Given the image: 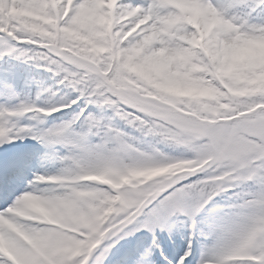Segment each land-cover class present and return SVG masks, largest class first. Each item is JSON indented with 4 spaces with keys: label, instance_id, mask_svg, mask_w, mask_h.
<instances>
[{
    "label": "snow or ice",
    "instance_id": "obj_1",
    "mask_svg": "<svg viewBox=\"0 0 264 264\" xmlns=\"http://www.w3.org/2000/svg\"><path fill=\"white\" fill-rule=\"evenodd\" d=\"M0 2V57L36 62L76 93L44 107L27 100L0 105V149L28 138L67 148L58 173L35 174L0 207V238L14 249L0 250V264H104L136 232L152 233L157 246L156 232L177 215L187 217L195 234L197 214L236 188L242 203L219 226V241L200 264H264V59L249 54L264 42V0ZM21 7L36 14L13 11ZM208 11L217 22L205 28L200 16ZM0 93L14 95L15 87L0 77ZM73 105H82L77 116L58 126L21 122ZM93 105L114 116L98 117L89 111ZM116 118L143 137L183 145L192 156L141 151L140 137L115 126ZM30 164L27 153L0 155V199L11 197ZM152 169L170 170L145 182L142 172ZM193 175L194 182L184 183ZM33 197L60 221L24 214ZM152 255L146 248L134 264H151ZM189 255L191 241L179 264Z\"/></svg>",
    "mask_w": 264,
    "mask_h": 264
},
{
    "label": "rangeland",
    "instance_id": "obj_2",
    "mask_svg": "<svg viewBox=\"0 0 264 264\" xmlns=\"http://www.w3.org/2000/svg\"><path fill=\"white\" fill-rule=\"evenodd\" d=\"M138 2V0H137ZM229 0H213V3L217 4H226ZM4 49V48H3ZM249 54L255 56L257 59H263L264 58V42L256 43L254 45L250 46ZM4 62L1 61L0 63V77L7 79L10 83H12L15 87V94L14 95H5L0 93V105L7 104L9 106H13L20 102V100H27L29 102H34V99L32 97H28L26 99H20L17 91V84L22 77L19 74L18 68L10 67L9 65L3 64ZM37 104V103H36ZM33 114H29L28 116H25L21 118V122L24 124H32L35 125L37 128H51L54 126H58L64 122L70 121L66 119H60L55 116V113L52 114H46L41 113L39 114L36 119H30L29 117ZM27 143H34L33 146L27 150V154L31 156V164L26 167L23 171V173L18 177V179L15 181V183L12 185V195L8 199H0V207H7L8 204H10L17 195H19L21 192H23L29 184V181H31L34 178V175L37 173L50 175V174H56L60 170V168L63 166L61 162V156L65 155L67 153V148L62 145H53L49 146L46 144H42L39 141L32 140L31 138L24 140ZM98 140L96 137H91L89 140L90 144H96ZM170 169H152V170H145L142 172V175L145 178V182L149 179H152L153 177L157 175L163 174L165 171H169ZM182 170L180 168L177 169V171ZM194 176V175H193ZM202 178V177H201ZM197 179V176H195L194 181ZM192 181V182H194ZM239 188H236L237 190ZM240 193V191L238 192ZM224 193H221L218 195V198H224ZM216 199H213L203 210H201L200 214L202 217L204 214L206 215V218L209 217V231L207 235V241L211 242L213 247L217 244L220 238L219 234V226L226 223L229 218L233 216L235 211H237L236 208H234V205H238L242 203V199L239 195L234 199V201H230L229 204L232 205L230 209L225 210L222 206H219L214 203ZM213 204V207L210 208V205ZM229 205V206H230ZM210 208V210H209ZM179 216H175L169 219L168 221V228L163 231H157V233H160L162 235L166 234L167 237L164 242V248L167 250V253L169 254L168 257H165V253L160 248V246H152L153 242V235L149 232L151 238H146V244L145 242L142 243V238L146 237L148 232L147 231H140L136 232L133 236L126 237L128 241V245H126L128 248H131L132 250L127 249V247L124 246L123 239L119 241V243L116 245V247L109 253V255L105 258L104 264H116L117 258L120 259V261L124 260H131L128 261V264H134L135 259H137L140 254L149 247H152L153 255L151 257V264H158L156 260L159 258L164 259L162 264H172L171 258L176 260L178 258V253L176 250V245L174 241V236L177 234V228L175 226H186V224H189V220L186 218H179ZM145 219V218H142ZM189 222V223H188ZM190 229L192 230V243H191V255L187 257V259L184 261V264H193L200 256V247L197 242V230H195V234H193V229L191 227V224H189ZM215 226V227H214ZM125 238V237H124ZM125 239V240H126ZM145 240V238H144ZM139 242V251L140 254L137 257L138 250L134 247L136 243ZM133 243V244H131ZM134 245V246H133ZM134 247V248H133ZM208 249L209 253L211 252L212 248ZM189 248V247H188ZM189 251V250H188ZM157 254V256H154ZM170 257V258H169ZM185 257V256H184ZM183 257V258H184ZM182 259V258H181ZM180 259V260H181ZM179 260V261H180ZM178 261V263H179ZM118 264H121L119 262Z\"/></svg>",
    "mask_w": 264,
    "mask_h": 264
},
{
    "label": "trees",
    "instance_id": "obj_3",
    "mask_svg": "<svg viewBox=\"0 0 264 264\" xmlns=\"http://www.w3.org/2000/svg\"><path fill=\"white\" fill-rule=\"evenodd\" d=\"M14 2H15V0H14ZM3 11H4V7L2 5V2H0V12H3ZM13 11L17 12L20 15H30V13H32L31 10L28 9L27 7H21L19 9L13 8ZM96 20H97V22H99L97 18H96ZM12 43H15V42H12ZM21 47H27V45H21ZM9 57H10L9 59L12 60L13 65H19L21 62L25 63L24 67L22 69L24 74L31 72L33 75L36 76L37 81L39 82L40 85L43 86L42 89L45 92V96H44V104H45L52 96V93H51V91H48V88H50L53 85H55V86L58 85L59 84V78L57 77L56 80H54L52 82H48L49 78H51L53 75H55V73L48 71L47 68L40 66L36 62L19 60L16 58L15 55H9ZM38 69H41V73H38L36 71ZM202 91H204L205 94H209V95L211 94V90H202ZM197 92H200V91L197 90ZM62 93L64 94V96L66 98L74 97L76 95L75 92L71 88H69V86L67 84H65V86L62 87ZM45 105H47V104H45ZM81 106L82 105H80V107ZM89 111L96 114L98 117L104 118L105 120H111V118L114 116L113 111L109 108H106V107L105 108H99V107L93 105V106H90ZM77 114H78L77 111L72 112L70 114V117H75ZM112 122L114 123L115 126L120 128L124 132L129 133L130 136L140 137V139L138 141H135V143L137 144V147L141 151L151 152L152 148L155 147V148H158L164 154L169 155L171 157H181V156L191 157L192 156V152L189 151L183 145L160 142L158 140V138H155V137H143L141 135V133L132 129L130 126H128L124 121L120 120L119 118H116ZM82 123H83V121H81L79 123V127H78L79 130H80V124H82ZM194 179H195V177H192V178L187 177L185 179L184 183L192 182V181H194ZM239 191L241 192V189L236 190L234 192H229L226 198H221V199L214 198V199H216L214 201V203L219 205V206H222L225 210H228V209H230L229 207H232V205H234V204L230 205L229 202L234 201V199L237 197V194ZM197 222H198L199 242H200L201 247H202V254H201L200 259L197 262V264H200V261L210 254L208 249H211L212 243L208 242L206 239L207 235H208V231H209V226H210L209 218L207 219L206 215L204 214L202 217H199ZM184 236H185V241H184L183 247L180 250V255H183L187 251V245L191 241L190 233L187 232V234H184ZM158 242H160V240Z\"/></svg>",
    "mask_w": 264,
    "mask_h": 264
},
{
    "label": "clouds",
    "instance_id": "obj_4",
    "mask_svg": "<svg viewBox=\"0 0 264 264\" xmlns=\"http://www.w3.org/2000/svg\"><path fill=\"white\" fill-rule=\"evenodd\" d=\"M71 3V0H69ZM35 12L30 13V15H35ZM89 15L92 16L94 13L89 10ZM42 18V17H41ZM99 23L104 24L105 26L108 25V21L104 17H97ZM200 21L202 25L207 28L208 25L216 23L215 16L211 13V11L205 12L203 15L200 16ZM95 51L105 52L108 51V48L105 47H96L93 46ZM176 87L177 85H173ZM178 87L183 90L185 88L184 85H178ZM202 91V89H193ZM91 178V177H90ZM23 213L26 214L29 218H42V223H58L60 221V217H58L54 212L50 210V208L39 198L33 197L29 201L26 208L23 209ZM0 250H8L9 252L14 251L10 244L6 243L2 238H0Z\"/></svg>",
    "mask_w": 264,
    "mask_h": 264
},
{
    "label": "bare ground",
    "instance_id": "obj_5",
    "mask_svg": "<svg viewBox=\"0 0 264 264\" xmlns=\"http://www.w3.org/2000/svg\"><path fill=\"white\" fill-rule=\"evenodd\" d=\"M17 153H22V152H17Z\"/></svg>",
    "mask_w": 264,
    "mask_h": 264
}]
</instances>
